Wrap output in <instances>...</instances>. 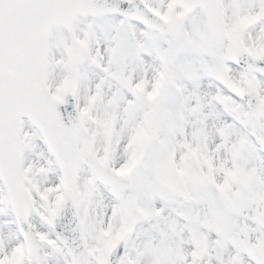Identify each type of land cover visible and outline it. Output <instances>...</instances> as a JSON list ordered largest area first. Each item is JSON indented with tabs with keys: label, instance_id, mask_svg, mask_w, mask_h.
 Masks as SVG:
<instances>
[{
	"label": "snow or ice",
	"instance_id": "obj_1",
	"mask_svg": "<svg viewBox=\"0 0 264 264\" xmlns=\"http://www.w3.org/2000/svg\"><path fill=\"white\" fill-rule=\"evenodd\" d=\"M0 264H264V0H0Z\"/></svg>",
	"mask_w": 264,
	"mask_h": 264
}]
</instances>
